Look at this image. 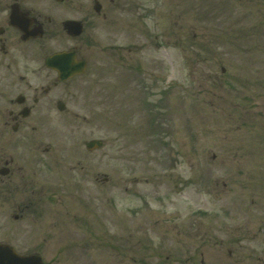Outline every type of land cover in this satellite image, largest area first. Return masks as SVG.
<instances>
[{"label": "rangeland", "instance_id": "374dc122", "mask_svg": "<svg viewBox=\"0 0 264 264\" xmlns=\"http://www.w3.org/2000/svg\"><path fill=\"white\" fill-rule=\"evenodd\" d=\"M143 4L99 33L98 78L45 130L83 172L48 176L96 198L99 246L78 263L126 264L112 240L131 233L132 264H264V0Z\"/></svg>", "mask_w": 264, "mask_h": 264}, {"label": "flooded vegetation", "instance_id": "af4514ba", "mask_svg": "<svg viewBox=\"0 0 264 264\" xmlns=\"http://www.w3.org/2000/svg\"><path fill=\"white\" fill-rule=\"evenodd\" d=\"M143 11V0H0V242L12 243L20 256H38L33 264H79V255L99 246L94 195L85 197L84 187L48 176L83 173L82 166L67 164L64 148L45 130L53 117L72 115L82 83L98 78L90 71L91 54L110 47L102 45L99 33L111 35L125 18H141ZM64 51L73 56L70 69L85 61L81 73L60 74L48 65L47 59L57 61ZM254 235L243 236L249 241ZM133 236H113L126 264L137 262L130 257L139 250ZM200 240L203 247L205 238ZM180 241L174 239V250L184 248Z\"/></svg>", "mask_w": 264, "mask_h": 264}, {"label": "water", "instance_id": "95a60500", "mask_svg": "<svg viewBox=\"0 0 264 264\" xmlns=\"http://www.w3.org/2000/svg\"><path fill=\"white\" fill-rule=\"evenodd\" d=\"M74 69H68V75H70ZM71 72V73H70ZM102 145L100 140H90L86 142L88 149H93ZM19 257L16 256L11 247L0 245V264H22L18 262Z\"/></svg>", "mask_w": 264, "mask_h": 264}]
</instances>
